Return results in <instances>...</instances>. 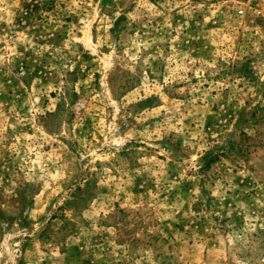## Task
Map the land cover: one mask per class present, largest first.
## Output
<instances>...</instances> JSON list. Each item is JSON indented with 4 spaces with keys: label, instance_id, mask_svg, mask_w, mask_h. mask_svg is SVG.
I'll return each mask as SVG.
<instances>
[{
    "label": "rangeland",
    "instance_id": "374dc122",
    "mask_svg": "<svg viewBox=\"0 0 264 264\" xmlns=\"http://www.w3.org/2000/svg\"><path fill=\"white\" fill-rule=\"evenodd\" d=\"M0 264H264V0H0Z\"/></svg>",
    "mask_w": 264,
    "mask_h": 264
},
{
    "label": "trees",
    "instance_id": "16d2710c",
    "mask_svg": "<svg viewBox=\"0 0 264 264\" xmlns=\"http://www.w3.org/2000/svg\"><path fill=\"white\" fill-rule=\"evenodd\" d=\"M218 158V156H215V158H212L211 163L214 162V160H216Z\"/></svg>",
    "mask_w": 264,
    "mask_h": 264
}]
</instances>
